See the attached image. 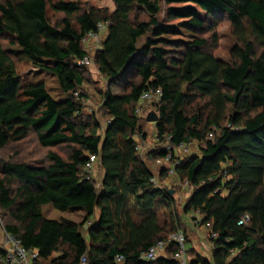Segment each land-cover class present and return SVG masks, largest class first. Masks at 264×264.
<instances>
[{
	"label": "trees",
	"instance_id": "1",
	"mask_svg": "<svg viewBox=\"0 0 264 264\" xmlns=\"http://www.w3.org/2000/svg\"><path fill=\"white\" fill-rule=\"evenodd\" d=\"M112 2L113 10L94 0H0V151L31 133L49 149L39 162L0 158L4 231L37 250L43 264H80L84 254L86 264H116L118 256L125 264H178L174 244L154 261L140 259L181 221L176 189L156 186L150 163L166 159L167 146L173 152L204 143L174 167L177 186L192 189L184 215L217 234L211 258L196 253L190 264H264V0ZM160 2L167 6L163 20ZM49 10L61 18L51 19ZM218 17L230 22L235 39L229 62L196 34L214 30ZM100 24L107 37L93 59L108 82L103 137L95 119H84L88 66L79 64L88 53L84 37ZM183 33L187 39H171ZM16 59L55 75L65 98L56 100L43 82L24 83ZM152 90H161L154 104L159 147L144 159L135 136L146 138L145 118L136 109ZM59 146L68 148L66 156L52 150ZM91 155L100 159V186L87 178ZM159 179H169L167 169ZM49 204L85 216L80 223L47 219ZM245 215L249 221L240 224Z\"/></svg>",
	"mask_w": 264,
	"mask_h": 264
},
{
	"label": "rangeland",
	"instance_id": "2",
	"mask_svg": "<svg viewBox=\"0 0 264 264\" xmlns=\"http://www.w3.org/2000/svg\"><path fill=\"white\" fill-rule=\"evenodd\" d=\"M65 1H76V0H65ZM99 4L100 7H107L110 10L114 9V4L112 0H94ZM162 7V12L160 13V19H166V9L167 6L164 2H160ZM140 12V11H139ZM49 17L51 19H59L61 18V14H54L51 10L48 11ZM141 19L147 20L148 16L144 12H140ZM175 21L173 23H177ZM213 27L214 30L212 31H203L196 33L199 36L205 37L209 41V51L213 53V55L224 62H229L231 58V51L235 45V39L232 35L230 22L226 19V17H218L216 19V23ZM186 34H181L179 36L171 37V39H187L188 37L185 36ZM107 37V32L104 30L99 38H89L88 42L83 41V46L85 50L92 54L97 52L102 48V43ZM216 40V41H215ZM9 39L7 37L2 39L4 47L10 48L8 44ZM145 42V38L139 40L138 46L141 47ZM17 71L24 83H38L43 82L46 85V88L50 92V94L56 100H62L65 98V94L61 91L58 79L55 75L43 72L39 68L34 67L31 63L26 61H19L16 59ZM86 83L82 87V91L88 95V98L83 103L84 104V119H90L93 121L94 119L99 123L100 130L98 131V135L101 137L104 136L105 129L110 121V117L106 114L103 108V99L102 96L104 93L107 92L108 89V82L107 80L98 72L97 66L93 62L87 67V78ZM114 92H119L117 87L112 88ZM157 101H149L143 105V109L147 114L149 111L154 110V104ZM155 111V110H154ZM145 114V116H146ZM145 118V117H144ZM143 118V119H144ZM142 125L143 131L146 134L145 139H141L140 136L136 135L135 140L137 141L138 145H140V153L142 157L145 159L147 152L150 150L159 147L156 144V135H155V124L148 123L146 120H140ZM204 146V143H192L188 146V150L181 153L179 158H186L189 155L199 153V147ZM49 149L41 147L36 137L33 133L29 134V136L20 142H14L10 144L6 149L0 151V158L8 159L15 157V159L23 160L26 162H39L45 159ZM55 152L60 154L61 156H66L68 154V148L66 146H59L52 148ZM177 154V153H176ZM169 162L167 159L158 160L155 162L150 163L151 170L155 174L158 179V186L161 187H169L176 189V193L174 197L176 199V207H175V214L180 217V223L178 226L180 227L179 230H184L187 234V244L186 251L192 255H189V261L191 262L193 259V254H200L203 257L210 259L211 252L213 250V245L211 244V235L207 226H200L195 225L193 222L192 217L185 216L183 213V205L191 195L192 189L189 187H178L176 184V180L174 181H160L159 174L161 169L168 165ZM93 179L97 182V185L100 186L101 178L103 175L101 164L98 163L92 173ZM43 214L46 218L54 219V220H61V219H69L76 222H80L83 220L82 214L79 211L75 210H67V211H59L54 209L50 204L43 206ZM3 215L0 212V218L2 220ZM95 220V219H94ZM85 232V230H84ZM166 255V254H165ZM195 256V255H194ZM208 256H210L208 258Z\"/></svg>",
	"mask_w": 264,
	"mask_h": 264
},
{
	"label": "built area",
	"instance_id": "3",
	"mask_svg": "<svg viewBox=\"0 0 264 264\" xmlns=\"http://www.w3.org/2000/svg\"><path fill=\"white\" fill-rule=\"evenodd\" d=\"M104 30H106V25L105 24H100L98 26V30L96 32H91L87 34L83 41L88 42L90 39L89 38H99V36L104 33ZM107 32V30H106ZM94 59L91 53H87L81 61H79V64H84L89 66L90 64H93ZM78 93H75V96H77ZM161 98V90H156V91H148L144 93L140 99L139 105L136 109V113L140 118L145 117V111L143 109V105L149 101H159ZM212 136V135H211ZM210 136V137H211ZM140 145L137 146V149L140 151ZM168 149L169 154L168 157L166 158L167 161L169 162V167L166 168L168 170L169 174V179L168 181H171L175 179V172H174V167L179 163V161L182 158H179V155L185 151L188 150V146L185 144L179 145L178 147L174 148L171 152L170 147H166ZM177 153V154H176ZM179 153V155H178ZM100 163V159L97 155H91L89 157V160L86 164V172H87V178H92L93 171L96 167V165ZM153 183L158 186V179L157 177H153ZM182 186H186V183L181 184ZM249 221V216L245 215L240 222V224L246 223ZM92 221H90L86 228L92 225ZM0 226L2 227L3 231V224L2 220L0 218ZM210 225L207 226L209 229ZM212 238H216L217 234L213 233L211 234ZM176 245V251L173 255V259L178 263V264H190L189 261V255L187 254L186 251V236L183 231L177 230L170 234L167 239L159 241L157 244L154 246L150 247L147 251L142 253L140 256L141 260L144 261H154L160 257L165 256L166 251L168 248L171 247V245ZM0 249L5 251V254L0 258V263L1 264H43L40 261V256L39 252L37 250H29L26 249L21 241L14 236L7 234L4 231V238L3 242L0 246ZM87 263V254H84L83 257L81 258L80 264H86ZM116 264H125V260L122 256H118L116 258Z\"/></svg>",
	"mask_w": 264,
	"mask_h": 264
},
{
	"label": "water",
	"instance_id": "4",
	"mask_svg": "<svg viewBox=\"0 0 264 264\" xmlns=\"http://www.w3.org/2000/svg\"><path fill=\"white\" fill-rule=\"evenodd\" d=\"M133 58H134V55L131 56V57L128 59L126 65H125V67H124L125 69H127V68L131 65V61H132ZM145 120H146V122H148V123H154V124H155V123L158 122V120H159V116H158V114H157L156 111L152 110V111H149V112L146 114V116H145ZM169 193H170V194H173L174 191H173V190H170Z\"/></svg>",
	"mask_w": 264,
	"mask_h": 264
},
{
	"label": "crops",
	"instance_id": "5",
	"mask_svg": "<svg viewBox=\"0 0 264 264\" xmlns=\"http://www.w3.org/2000/svg\"><path fill=\"white\" fill-rule=\"evenodd\" d=\"M170 165L168 164V165H166L165 167H163L162 169H166V168H168ZM161 169V170H162ZM102 178H103V175H102ZM101 178V179H102ZM175 179H177L176 177H175ZM102 181V180H101ZM71 210H75V211H79L81 214H82V217H84L85 216V211L84 210H82V209H71ZM98 218H99V212H96V216H95V220H94V222L96 221H98ZM47 219H49V218H47ZM52 220H54V219H52ZM73 221V220H72ZM74 222H76V221H74ZM81 222V221H80ZM80 222H77V223H80ZM3 238H4V231H3V229H2V227L0 226V246H1V244H2V242H3ZM210 256H208V258H209Z\"/></svg>",
	"mask_w": 264,
	"mask_h": 264
}]
</instances>
